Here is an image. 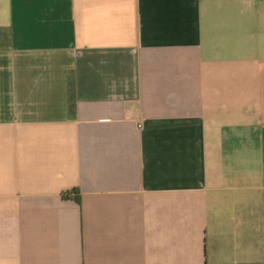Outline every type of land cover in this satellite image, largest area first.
<instances>
[{
  "label": "crops",
  "instance_id": "0c3cea01",
  "mask_svg": "<svg viewBox=\"0 0 264 264\" xmlns=\"http://www.w3.org/2000/svg\"><path fill=\"white\" fill-rule=\"evenodd\" d=\"M0 264H264V0H0Z\"/></svg>",
  "mask_w": 264,
  "mask_h": 264
},
{
  "label": "trees",
  "instance_id": "16d2710c",
  "mask_svg": "<svg viewBox=\"0 0 264 264\" xmlns=\"http://www.w3.org/2000/svg\"><path fill=\"white\" fill-rule=\"evenodd\" d=\"M73 103L72 102H69V108H73ZM64 196L65 197H71V198H73L74 200H76L77 202H79L80 201V194H79V191H78V189H76V188H74V189H72V190H70L69 192H66L65 194H64Z\"/></svg>",
  "mask_w": 264,
  "mask_h": 264
}]
</instances>
